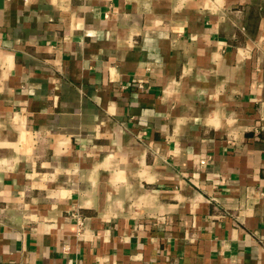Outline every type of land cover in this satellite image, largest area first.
Segmentation results:
<instances>
[{
	"label": "crops",
	"instance_id": "0c3cea01",
	"mask_svg": "<svg viewBox=\"0 0 264 264\" xmlns=\"http://www.w3.org/2000/svg\"><path fill=\"white\" fill-rule=\"evenodd\" d=\"M76 262L264 264V0H0V264Z\"/></svg>",
	"mask_w": 264,
	"mask_h": 264
},
{
	"label": "built area",
	"instance_id": "2783aa9c",
	"mask_svg": "<svg viewBox=\"0 0 264 264\" xmlns=\"http://www.w3.org/2000/svg\"><path fill=\"white\" fill-rule=\"evenodd\" d=\"M146 89H148L147 88V85H145V84H141L140 85V90H146ZM82 226H83V223L81 222V220L80 221H78V231L80 232L81 230H82ZM74 264H86V263H81V262H76V263H74ZM98 264H100V263H98Z\"/></svg>",
	"mask_w": 264,
	"mask_h": 264
}]
</instances>
